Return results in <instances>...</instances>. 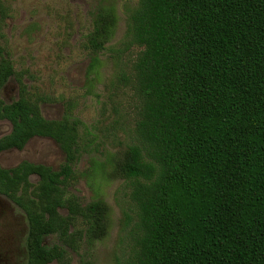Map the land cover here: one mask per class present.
Returning <instances> with one entry per match:
<instances>
[{
    "label": "trees",
    "instance_id": "16d2710c",
    "mask_svg": "<svg viewBox=\"0 0 264 264\" xmlns=\"http://www.w3.org/2000/svg\"><path fill=\"white\" fill-rule=\"evenodd\" d=\"M117 24L114 7L97 8L83 44L88 76L102 66ZM128 38L139 50L122 75L139 100L133 143L93 164L129 193L121 264H264V0H139ZM0 57L2 88L15 72ZM42 101L23 85L16 102H0V119L14 125L0 149L48 137L65 163L0 168V193L26 213L27 264H73L70 251L109 235L111 210L102 199L68 195L81 122L45 119ZM49 237L59 243L45 244Z\"/></svg>",
    "mask_w": 264,
    "mask_h": 264
},
{
    "label": "rangeland",
    "instance_id": "374dc122",
    "mask_svg": "<svg viewBox=\"0 0 264 264\" xmlns=\"http://www.w3.org/2000/svg\"><path fill=\"white\" fill-rule=\"evenodd\" d=\"M139 0H0V52L13 65L16 77L2 90V99L11 103L20 98L23 85L43 101L39 103L47 120L70 116L81 122L79 145L81 157L75 167L76 179L67 188L68 195L83 204L96 199L110 207L109 235L92 248L71 253L72 263L121 264L128 250L122 233L125 216L132 206L126 183L105 177L93 166L108 164L110 156L123 153L133 143V130L139 100L122 75L129 77L138 48L129 45L128 27L132 10ZM100 6H112L118 24L112 41L101 54L98 73L88 76L89 57L83 46L93 29V15ZM11 130L0 122V137ZM66 157L60 146L48 138H34L23 150L0 155L3 168H13L24 161L60 169ZM38 184L37 177L29 179ZM17 212L26 215L20 208ZM67 215V210H60ZM24 221L28 224L27 216ZM12 252L8 264H27L26 238L19 244L16 232L1 231ZM5 237V238H6ZM17 237V236H16ZM47 238L45 244H58ZM5 249V248H4ZM24 251L23 256L18 252ZM4 264V263H2ZM52 264H57L56 262Z\"/></svg>",
    "mask_w": 264,
    "mask_h": 264
},
{
    "label": "flooded vegetation",
    "instance_id": "af4514ba",
    "mask_svg": "<svg viewBox=\"0 0 264 264\" xmlns=\"http://www.w3.org/2000/svg\"><path fill=\"white\" fill-rule=\"evenodd\" d=\"M0 64H1V57H0ZM13 69H14V67H13ZM14 72H15V69H14ZM15 77H16V72H15V74L13 76H10L9 79L4 83L2 88H0V102H3L5 105H11V104H13L14 102H16L19 99L18 98L17 100H15V101H13L11 103H6V102L3 101L2 95H1L2 94V90L5 87V85L7 84V82L10 79H13ZM4 121L10 123L11 130L6 135L0 137V141L4 140L8 136H10L12 134L13 130H14V125H13L12 121H10L9 119H0V122H4ZM34 138H48V137L34 136V137L28 139V141L26 142V144L22 148H17V147L13 146V147L5 148V149H0V155L2 153H5V152L11 151V150H23L27 146V144ZM48 139H51V138H48ZM51 140H53V139H51ZM61 150H62V148H61ZM63 153H64V151H63ZM25 162H29V161H24V162L20 163L19 165H17L16 167L20 166L21 164H23ZM29 163H31V162H29ZM31 164H35V163H31ZM36 165H39V164H36ZM16 167L3 168L0 165V168L6 169V170H12V169H14ZM33 176L37 177L39 179V177L37 175H32V176H30L29 179L31 180V178H33ZM18 208H20V207L17 205V203L15 202L14 199H12L11 197H9V196H7L5 194L0 193V264H2V263L8 264L9 260L13 259L12 252L7 249V244H6L7 237L4 236V234L1 235L2 234L1 231H3L5 233V232H8V230H13L14 232H16V236H17V237L14 236V238H18L20 246H21L22 240H24V238H26V244H27V236H28V232H29V226L26 225V222L24 221V218H25L26 215L22 216L21 214H19L17 212ZM23 253H24V251H22V250H20L18 252L19 256H21V257L23 256ZM27 253H28V248H27ZM27 262H28V256H27Z\"/></svg>",
    "mask_w": 264,
    "mask_h": 264
}]
</instances>
